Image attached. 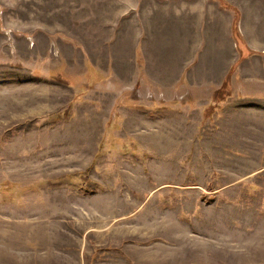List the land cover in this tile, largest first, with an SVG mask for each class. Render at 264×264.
Returning a JSON list of instances; mask_svg holds the SVG:
<instances>
[{
	"label": "rangeland",
	"instance_id": "obj_1",
	"mask_svg": "<svg viewBox=\"0 0 264 264\" xmlns=\"http://www.w3.org/2000/svg\"><path fill=\"white\" fill-rule=\"evenodd\" d=\"M228 1L241 46L217 0H0V264H264V0Z\"/></svg>",
	"mask_w": 264,
	"mask_h": 264
},
{
	"label": "trees",
	"instance_id": "obj_2",
	"mask_svg": "<svg viewBox=\"0 0 264 264\" xmlns=\"http://www.w3.org/2000/svg\"><path fill=\"white\" fill-rule=\"evenodd\" d=\"M220 4V6L224 9H228V10H231L232 11V25H231V31H232V35L235 37V40L238 42V44L241 46V43L243 42V37L242 35L240 34V31H239V17H240V11L238 9V7H236L235 5H233L231 2H229L228 0H217ZM253 52V51H252ZM236 63H233L229 70H228V73L226 74L225 78H224V81L222 83V86L220 88H225L227 86H229V83L228 82L231 78V75L232 73H234L235 71V67H236Z\"/></svg>",
	"mask_w": 264,
	"mask_h": 264
},
{
	"label": "crops",
	"instance_id": "obj_3",
	"mask_svg": "<svg viewBox=\"0 0 264 264\" xmlns=\"http://www.w3.org/2000/svg\"><path fill=\"white\" fill-rule=\"evenodd\" d=\"M190 5H192V2H187L186 6L189 7ZM187 26L189 27V33L186 35L185 39L187 40L184 47L186 48H197L199 45H202V41L201 39H203V31H202V25L199 24L198 28L196 24H193L192 26L190 24H188ZM198 39L199 43L198 45H195L194 42L195 40ZM204 43V42H203Z\"/></svg>",
	"mask_w": 264,
	"mask_h": 264
}]
</instances>
